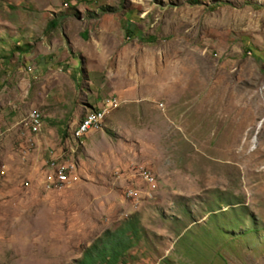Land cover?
Listing matches in <instances>:
<instances>
[{
	"label": "rangeland",
	"instance_id": "obj_1",
	"mask_svg": "<svg viewBox=\"0 0 264 264\" xmlns=\"http://www.w3.org/2000/svg\"><path fill=\"white\" fill-rule=\"evenodd\" d=\"M125 224L121 264H264V0H0V264Z\"/></svg>",
	"mask_w": 264,
	"mask_h": 264
},
{
	"label": "trees",
	"instance_id": "obj_2",
	"mask_svg": "<svg viewBox=\"0 0 264 264\" xmlns=\"http://www.w3.org/2000/svg\"><path fill=\"white\" fill-rule=\"evenodd\" d=\"M55 27V20L48 24V29ZM136 236V228L133 224H125L124 228L106 231L83 251L78 264H121L123 256Z\"/></svg>",
	"mask_w": 264,
	"mask_h": 264
},
{
	"label": "bare ground",
	"instance_id": "obj_3",
	"mask_svg": "<svg viewBox=\"0 0 264 264\" xmlns=\"http://www.w3.org/2000/svg\"><path fill=\"white\" fill-rule=\"evenodd\" d=\"M105 113V109H98L86 114L72 130V137L79 141L89 131L98 129L103 123ZM39 118L40 115L37 112L29 113L28 119L31 123L30 127L32 131H37ZM49 162V169L52 171L54 182L56 184L63 183L67 179V173L72 166L60 163L54 156L51 157Z\"/></svg>",
	"mask_w": 264,
	"mask_h": 264
},
{
	"label": "crops",
	"instance_id": "obj_4",
	"mask_svg": "<svg viewBox=\"0 0 264 264\" xmlns=\"http://www.w3.org/2000/svg\"><path fill=\"white\" fill-rule=\"evenodd\" d=\"M75 68H72V71L74 70ZM111 96V95H110ZM109 96V97H110ZM104 100H102L101 102H103ZM100 101L99 102H97V107L94 109V110H96L98 107H100V105L102 104Z\"/></svg>",
	"mask_w": 264,
	"mask_h": 264
},
{
	"label": "built area",
	"instance_id": "obj_5",
	"mask_svg": "<svg viewBox=\"0 0 264 264\" xmlns=\"http://www.w3.org/2000/svg\"><path fill=\"white\" fill-rule=\"evenodd\" d=\"M107 101H108V100H104L100 106H105V105H107Z\"/></svg>",
	"mask_w": 264,
	"mask_h": 264
}]
</instances>
